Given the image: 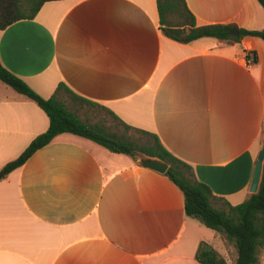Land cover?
Masks as SVG:
<instances>
[{"label":"crops","instance_id":"crops-1","mask_svg":"<svg viewBox=\"0 0 264 264\" xmlns=\"http://www.w3.org/2000/svg\"><path fill=\"white\" fill-rule=\"evenodd\" d=\"M186 2L198 26L264 30L258 0ZM0 61L43 98L64 83L155 134L232 205L252 195L262 39L182 44L162 32L156 0H60L0 31ZM49 124L36 102L0 81V171ZM202 242L234 264V248L186 216L184 194L165 174L74 134L0 181V264H200Z\"/></svg>","mask_w":264,"mask_h":264},{"label":"trees","instance_id":"trees-1","mask_svg":"<svg viewBox=\"0 0 264 264\" xmlns=\"http://www.w3.org/2000/svg\"><path fill=\"white\" fill-rule=\"evenodd\" d=\"M60 0H0V31L22 21L34 19L42 7ZM264 8V0H258ZM160 26L164 35L178 43L189 44L203 38L238 43L255 37L264 41V30L240 29V36L231 34L235 25L198 26L186 0H156ZM254 53H247L252 59ZM0 81L32 101L49 117L48 130L35 138L27 149L1 171L0 181L22 167L38 150L58 135L69 133L89 139L112 153L136 159V153L158 157L168 163L165 174L184 194L185 213L205 227L219 233L235 250L234 264H263L264 258V166L259 191L239 205L214 195L200 182L193 168L168 152L159 138L150 132L133 128L106 107L86 100L61 83L46 99L22 79L8 71L0 61ZM196 259L200 264H227V260L207 243L202 242Z\"/></svg>","mask_w":264,"mask_h":264},{"label":"water","instance_id":"water-1","mask_svg":"<svg viewBox=\"0 0 264 264\" xmlns=\"http://www.w3.org/2000/svg\"><path fill=\"white\" fill-rule=\"evenodd\" d=\"M231 34L233 36L239 37L240 31L238 28H234L231 30ZM254 59L256 60V56L254 57ZM136 159H137L136 162L139 167L144 169H149L160 174H166L169 169L168 163H166L165 161H163L158 157L149 156L143 153H136ZM263 166H264V130H263V145L255 162L254 175L249 189V192L251 194H256L259 191L260 183L263 175ZM0 176L3 177V173H0Z\"/></svg>","mask_w":264,"mask_h":264},{"label":"rangeland","instance_id":"rangeland-1","mask_svg":"<svg viewBox=\"0 0 264 264\" xmlns=\"http://www.w3.org/2000/svg\"><path fill=\"white\" fill-rule=\"evenodd\" d=\"M231 260H232V258H231Z\"/></svg>","mask_w":264,"mask_h":264}]
</instances>
